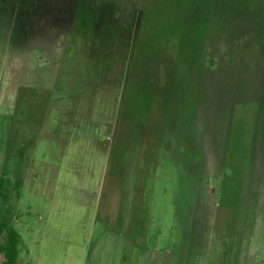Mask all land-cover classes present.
Masks as SVG:
<instances>
[{
    "label": "rangeland",
    "instance_id": "1",
    "mask_svg": "<svg viewBox=\"0 0 264 264\" xmlns=\"http://www.w3.org/2000/svg\"><path fill=\"white\" fill-rule=\"evenodd\" d=\"M78 1L0 0V178L12 182L0 217L21 237L15 264H264V0ZM135 6L151 18L131 52ZM31 71L52 90L39 124L16 109ZM65 125L95 131L99 153L91 141L62 155Z\"/></svg>",
    "mask_w": 264,
    "mask_h": 264
},
{
    "label": "crops",
    "instance_id": "2",
    "mask_svg": "<svg viewBox=\"0 0 264 264\" xmlns=\"http://www.w3.org/2000/svg\"><path fill=\"white\" fill-rule=\"evenodd\" d=\"M36 1H38V0H36ZM64 2L76 3L79 1L78 0H64ZM93 3H95L96 7L98 8V11H102L103 7L106 5V3H103L102 1H99L98 3H97V1L96 2H90L89 4L94 5ZM35 4L36 3H34L33 6H37ZM42 5H45V3H43V4L41 3V6ZM89 7L92 8V6H89ZM39 9L40 8L38 7V10ZM42 10H43V8H42ZM65 15H66V13H64V17H65ZM43 17H44V15H43ZM68 19L71 20V24L73 27L74 22L72 20V13H70V17L68 15ZM101 21H103L101 18L98 19L97 26H99ZM120 25L123 26L121 28V31H120L121 36H119L117 24H115V26H117V27L114 30V35H113L115 39H117L116 37L118 36V41L120 40L121 37H124V34H125L124 20L121 21ZM70 30H71V28H70ZM66 41L68 44L69 37L67 38ZM66 41H65V43H66ZM54 49L52 50V52H54ZM61 50H62V48H61ZM52 52L49 51V54L51 53L52 58H54V60H55L56 57H54V54H52ZM56 55H57L58 59L53 62V65H57L58 64L57 61H60L63 58V56L60 52H57ZM54 63H56V64H54ZM30 65H31V63L28 66L29 68H30ZM23 76H24V74H23ZM40 83L41 82H40V79H38L37 73L35 71H31L29 73V75L24 76L23 81L21 83H19L17 86V90H16L17 91V97H19V92L21 91L23 103H29V106L34 105L35 107H38L39 109H41L39 112V116L27 114L24 117V122H27V123L36 122L37 124H39L40 121H42V122L44 121V119L48 113V108H49V105H50L51 99H52V90L50 89V87L43 86ZM12 129H13V123L11 126V131H12ZM83 129L84 130L81 134L75 135L74 132L72 131V127L65 125L63 127L62 133H54V135H55L54 138H56L59 141L61 148H63L62 149V155H64V152H65V154L66 153L68 154V152H72L73 149L76 151L81 149V153H83V152L87 153V151L89 149V142L91 143V141H92V146L94 145L93 147L96 149V153H99L97 149L102 148V146L100 144L101 143L100 138L96 135L95 131L93 132V136H92V135H89L87 131H85L86 130L85 128H83ZM64 159H66V158L65 157L62 158V160H64ZM101 164H100V168L97 169V172H98L97 176L93 173V179L96 177H97V179L99 178L100 171L102 170ZM65 165H66L67 169H68V167H70L69 165H67L66 163L61 161V165H59V166L57 165L58 172H59V170L61 171ZM90 170L96 171L95 169L93 170L92 167H90ZM72 171L75 172V170L70 171L73 179L76 180L77 178H81V176H78L76 173H74V177H73ZM57 177H58V175H57ZM88 177L92 178L91 175ZM72 181L73 180H71V182ZM76 181H78V180H76Z\"/></svg>",
    "mask_w": 264,
    "mask_h": 264
},
{
    "label": "trees",
    "instance_id": "3",
    "mask_svg": "<svg viewBox=\"0 0 264 264\" xmlns=\"http://www.w3.org/2000/svg\"><path fill=\"white\" fill-rule=\"evenodd\" d=\"M121 1V0H120ZM125 1V0H124ZM262 1V0H261ZM126 2V1H125ZM137 5H138V1H137ZM139 7V6H138ZM129 10L134 13L135 17H136V23H134L132 26L134 28H132V33H133V37H132V41H131V52L132 50L135 51V48L136 46L139 48V42L142 40V36L143 35V31H144V24L149 20L150 17V13L148 12V9L147 8H143L141 9V7H139V12L137 10V7L136 8H133V7H130ZM141 10V12H140ZM255 14H257L258 16H256L260 21L261 23L263 24H259V26H262L264 25V20H262L261 18H259L260 14L258 11L255 10ZM142 18V23L138 20L139 18ZM145 18H147V20H145ZM145 20V22H144ZM258 20V21H259ZM258 26V27H259ZM148 28V36H150V26H147ZM259 30H261L262 28H258ZM256 32V30H254ZM252 32V31H249L250 32V35L255 33V32ZM257 33V32H256ZM140 36H141V39H140ZM151 37V36H150ZM243 36H240L239 38L237 37L235 43H237L238 45L241 44V40L243 39L242 38ZM245 37V36H244ZM152 38V37H151ZM140 40V41H139ZM133 51V52H134ZM134 56V54L132 55V57ZM132 60L133 58L131 59L130 61V64H129V68H128V75L130 74L131 75V71L133 69V63H132ZM144 59H141V61H143ZM145 63L146 64H151L150 61L146 58L145 59ZM20 103H22V93L21 91L19 92V97H18V101H17V105H16V109H18L19 107H21ZM28 105V113L27 114H31V115H35V116H39V112L41 109H39L38 107H35L34 105L32 106H29V103H27ZM41 108V107H40ZM223 166V162H220L219 164V167L220 169L219 170H222V167ZM8 182V184H11V179H6V178H0V187L4 188V185L5 183ZM14 188L17 190V196L19 197V188H20V185L21 183L19 181H16L14 182ZM6 189V188H4ZM7 193H2V199H5L7 198ZM5 235V242L4 243H0V251L3 253L4 255V259L2 261L1 264H15L16 263V260H17V257H18V246H19V243L21 241V237H20V234L19 232L10 225L9 221L6 219V217L4 216H1L0 217V235L3 234Z\"/></svg>",
    "mask_w": 264,
    "mask_h": 264
},
{
    "label": "flooded vegetation",
    "instance_id": "4",
    "mask_svg": "<svg viewBox=\"0 0 264 264\" xmlns=\"http://www.w3.org/2000/svg\"><path fill=\"white\" fill-rule=\"evenodd\" d=\"M24 1V0H23ZM97 1V3L99 2V1H102L103 3H108V1L109 0H88V2L90 3V2H96ZM121 1H123V0H121ZM94 4V3H93ZM89 6H94V5H89ZM122 7V3H120V9H122L121 8ZM136 7V6H135ZM140 12H141V10H140ZM111 19V22H112V26H111V28H110V34L111 35H114V27H115V24H116V21H117V17H113V18H110ZM136 23V22H135Z\"/></svg>",
    "mask_w": 264,
    "mask_h": 264
}]
</instances>
